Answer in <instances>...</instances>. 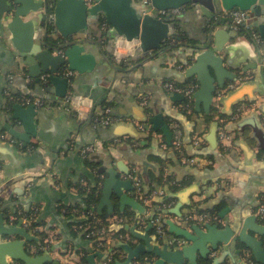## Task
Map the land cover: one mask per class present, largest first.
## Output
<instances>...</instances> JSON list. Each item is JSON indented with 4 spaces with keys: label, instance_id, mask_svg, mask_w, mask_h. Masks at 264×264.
I'll return each instance as SVG.
<instances>
[{
    "label": "crops",
    "instance_id": "crops-1",
    "mask_svg": "<svg viewBox=\"0 0 264 264\" xmlns=\"http://www.w3.org/2000/svg\"><path fill=\"white\" fill-rule=\"evenodd\" d=\"M207 11L211 15L214 14L209 9ZM178 15V34L182 36V39L177 41L178 44L169 47L166 45L167 39L162 50L149 53L145 60L130 65L126 71L118 63H114L111 56L114 57L117 43L120 44L117 56L134 55L135 42H127L122 38L118 42L111 41L113 47L110 45L105 49L112 51V55L104 53L100 38L101 35L107 37V29L104 30L98 21L90 19L89 30L79 34L83 38L82 44L86 47L80 56L92 54L94 61L88 62L89 66L85 71L72 70L73 76H67L70 85L68 95L64 99L54 98L55 95L50 91L56 89L50 81V72H39L36 76L31 73L29 66L18 65L15 58L17 50L11 42L12 34L8 32L5 37L0 35V139L2 134L10 135L4 128L7 124L29 137L28 144L27 141L15 138L17 148H11L12 150L0 155L4 157L0 161V213L10 215L11 219L23 209H37L36 219L41 224L38 229L47 234L46 239L52 240L42 254H48L56 261H46L44 264H79L83 259L87 264H91L89 255L103 253L77 225L80 218L65 213L64 208L83 201L77 187L80 183L99 185L101 194L97 213L106 218L115 231L123 228L122 236L111 241L113 249L120 253L117 264H123L127 257V253L117 246L119 241H124L134 248L145 242L136 234L150 235L152 243L161 246L169 244V239L179 237L171 232L168 221L173 220L183 227L188 225L181 218L191 211H197L191 208L194 203L208 199V207L219 208L218 215L223 209L230 207L231 211L221 217L225 224L239 216L256 214L264 197V66L261 59L264 57V38L260 44L254 43L253 47L257 52L254 58V52L251 53L248 45L234 37L238 29L227 16L219 17L215 13L212 20L192 5L185 6ZM217 16L220 23L211 30L212 24L218 19ZM34 30L36 33L33 36L22 35L21 43H42L40 37L44 29L39 22ZM210 38L213 45L218 44L230 49L226 57L232 64L227 67L239 77H243V82H247L249 89L242 102L252 108L238 118L233 117L242 102L232 106L221 102L222 96L216 97L214 101V105L232 119L227 126L233 134V139L229 142L220 140V125L216 140L211 138L216 121L207 123L203 116L207 113L204 110L198 111L195 102L196 114L189 118L180 111L182 100H174L170 96L171 92L162 87L164 82L171 81L183 85L188 82L184 72L193 55L190 45L208 44ZM35 70L39 71L37 68ZM64 71L61 68L58 75L63 77ZM44 75L47 76L46 80L43 79ZM231 82L234 81L227 80V84ZM16 93L21 96L18 103L24 106L29 105L24 102V99L28 98L24 95H30L33 102L38 98L46 101L43 105H37L38 112L34 118L32 132L28 131L29 127L22 121L12 118L13 109H6L8 98ZM68 97L72 100L68 101ZM144 100L147 101L146 104L143 103ZM110 103L112 105L108 108H111L112 116L117 119L115 123L103 126L91 119L95 113L107 109V104ZM75 104L80 106L82 116L79 115ZM138 108L145 111V116L137 114ZM87 114L90 117L84 120L83 117ZM156 115H162V123H166L172 130L171 143L176 137L182 138L185 151L183 156L194 157L196 163L176 158L171 150L164 151L165 148L160 145L161 141L165 139L168 144L171 143L161 129L154 128L153 123L151 125L157 134L151 143L143 137L137 138V135H133L132 130L144 132L140 125H146L145 123ZM91 144L97 149L84 156L82 150ZM165 152L173 156V159L166 162L164 168L157 155L164 156ZM91 155L99 156L98 166H92L89 162L88 157ZM134 166L146 177L157 176L163 168L165 176L173 175L178 182L183 178L191 179L188 187L198 185V190L188 195L190 203L184 204L181 215L175 212L180 198L174 197V192L164 187L156 188H163L166 196L173 197L171 205L165 211L167 231L162 242L157 240L153 233L152 224L144 220L148 209L135 197L134 185L129 178ZM103 168L106 170L102 171ZM112 168L117 171L116 181H131L127 188L123 187L122 190L128 197L136 199L141 204V209L128 204L122 207L115 190L116 184L111 186L108 202L100 205L105 179L109 176L108 170ZM157 201L161 202L163 199ZM124 213L129 215L128 218H120ZM263 219L258 216L259 222L264 224ZM11 221L12 223L9 220L6 223L16 226L19 222ZM205 223L206 221L199 224ZM31 232L36 235L34 230ZM30 244L34 243L27 244L28 250ZM241 246L242 244L232 241L219 250H211L208 257L198 253V261L239 264L241 260L249 258L250 263L261 264L252 255L240 253ZM102 259L103 256L96 255L95 264H102Z\"/></svg>",
    "mask_w": 264,
    "mask_h": 264
},
{
    "label": "water",
    "instance_id": "water-1",
    "mask_svg": "<svg viewBox=\"0 0 264 264\" xmlns=\"http://www.w3.org/2000/svg\"><path fill=\"white\" fill-rule=\"evenodd\" d=\"M186 5H192L201 13L210 16L212 20L215 18V13L222 17L225 16V11L234 8L247 10L250 12L251 26L264 38V0H92V3L86 0H0V35L5 37L10 32L11 42L17 50L16 63L29 66L31 73L36 76L39 72H50V81L56 89L49 90L55 95L54 98L64 99L68 95L70 81L65 75L63 77L58 75L60 69L67 66L70 70L83 72L89 66L88 62L94 61L92 54L80 56L86 47L82 44L83 38L79 34L89 30L90 19L99 23L100 18L104 17L109 24V29L105 31L108 39L117 41L123 37L130 42L136 39L139 42L135 46L134 55L149 54L162 50L165 41L174 34L172 14L161 16L160 12ZM207 9L214 14L211 15ZM38 22L44 29L40 37L42 43L34 44L32 41L26 45L21 43L22 35L33 36L36 33L34 28ZM219 23L218 18L212 24L211 30H214ZM234 37L244 41L256 58L257 52L253 47L255 41L251 37L242 35L240 30L234 34ZM51 38L58 43L49 42ZM190 48L193 49V55L184 76L186 79L195 78L198 81V89L193 96L196 109L204 110L209 114L217 93L224 89L228 79L237 81L239 75L227 67L228 64H232V61L226 57L230 49L220 47L218 44L213 45L211 38L208 44L190 45ZM60 51H63V54ZM261 59L264 66V57ZM36 68L39 71H36ZM242 82L236 89L228 92V96L223 95L221 102L233 106L244 101V95L249 89L246 86L247 82ZM170 96L174 100L185 98L176 92H171ZM13 111L12 118L22 121L26 127H29L28 131L32 132L34 118L38 112L37 106L16 103ZM137 114L145 116V111L138 108ZM161 116L156 118L161 119ZM153 122L154 128L161 129L171 143L173 133L170 127L159 119H153ZM218 125V122H215L211 135L213 140L217 138ZM4 128L10 135H8V141L0 139V155L17 148L15 138L27 141L26 144H28L29 137L26 134L18 132L9 124ZM132 133L135 136L138 134L135 130H132ZM3 159L4 157L0 156V161ZM116 172L115 168L108 170L109 176L105 179L100 205L108 202L111 186L116 184L115 190L120 197L122 207L128 204L133 208L141 209V204L136 199L128 197L123 191V187L127 188L131 181H116ZM196 190L198 185L194 184L173 194L174 197L180 198L175 212L181 215L184 204L190 203L188 195ZM230 211V207L223 209L217 215V219L207 221L204 225L192 223L183 227L169 220L171 232L187 241V244L180 248L172 249L168 244L162 246L153 244L150 235L136 234L145 242L134 248L124 241H119L117 246L127 253L123 264L138 260L143 254H152L156 257L152 264H200L198 253L208 257L211 250H219L222 246L231 244L232 241L242 244L240 253L252 255L257 262L264 264V224L259 222L258 216L254 213L244 217L239 216L236 220L225 224L221 217ZM8 220L12 223L10 215L0 213V238H2L0 264H10L11 260H19L24 264H44L46 261L56 263L48 254L33 255L28 251L27 244L38 241L39 237L23 225V218H20L16 226L7 224ZM96 255L104 256L103 253L89 255L91 264H95ZM239 264L252 263L247 258L241 260Z\"/></svg>",
    "mask_w": 264,
    "mask_h": 264
},
{
    "label": "trees",
    "instance_id": "trees-1",
    "mask_svg": "<svg viewBox=\"0 0 264 264\" xmlns=\"http://www.w3.org/2000/svg\"><path fill=\"white\" fill-rule=\"evenodd\" d=\"M187 6V5H186ZM163 16V15H162ZM178 21H179V15H173L172 16V27H173V30H174V34H172L167 42H166V45L167 46H173L175 44H178L177 41H179V39L181 40L182 39V36H179L178 34ZM106 24L107 26H109V24L107 23L106 19L104 17H101L100 20H99V24L100 25H103V24ZM240 33L242 35H245L247 37H250V33L244 29H241L240 30ZM101 41L103 43V46L102 49H103V52L106 53V54H110L112 55V51L110 50H106L105 48L108 49V47L110 46L111 48L113 47V44H111V41L110 39H108L106 36L104 35H101ZM49 42H51L52 44H57L58 41L51 38L49 39ZM148 57V53H142L140 55H132V56H129V57H126L120 61H118L115 56H111V59H113L112 61L114 63H118L123 69L124 71H126L130 65H133V64H137V63H140L142 62L143 60H145L146 58ZM68 69L67 66H63L62 67V70H66ZM175 84L177 85H180V86H185L187 84H190V83H194V84H198V81L194 78L192 79H189L188 82L183 85V84H179V83H176L174 82ZM31 86H33V84H31ZM12 97H10V99L8 98V103H7V106H6V109L7 110H12L13 109V106L18 103L21 99V96L19 94H11ZM26 98H32L30 95H24ZM112 105V103L110 104H107V107H110ZM180 111L186 115L187 117L191 118L192 115L196 114V111L194 109V100L193 99H188V98H184L181 102H180ZM109 114L106 113L105 109L102 110V112H98V113H95L94 115L91 116V119L94 120L95 118L99 117H104V116H108ZM160 115H156L154 117H152L151 119L148 120L147 123H145L147 126H148V129L144 132H138L137 134V138H145L147 139V141L149 143L152 142L154 136L157 134V131H155L152 127V123L154 124L153 122V119H159L160 122H163L162 121V117L161 119L160 118H156V117H159ZM203 116H205L206 120H207V123L208 122H218L220 126L222 125H225L226 124V127L228 126V122H229V116L222 113L220 111V109L218 108V106L216 105H213L212 106V109H211V112L209 114H204ZM182 138L180 139V146L174 144L173 142L171 144H168L167 141L164 139L161 141L160 145L163 146V144H166V147H164V151H168V150H171L173 153H174V156L176 158H179L181 160V158L183 157V154H185L184 152V147H183V144H182ZM161 146V147H162ZM163 148V147H162ZM168 152H165L164 156L162 155H157V158L159 159V162L161 163L162 167L165 168L166 166V162L168 161H171L173 159V156H169L167 154ZM205 155H202V157H204ZM209 158V157H208ZM99 156H95V155H91L88 157V160L89 162L91 163L92 166H98L99 165ZM171 159V160H170ZM204 159V158H203ZM140 172V175L142 177V180H143V186H142V191H143V194H145V196H149L151 195V193L153 192V190H155L156 188H159V187H164L166 188L167 190H169L170 192H177L183 188H186L188 187V185L191 184V179H186V178H183V179H180V181L178 182L175 177L173 175H167L165 176L164 175V171H163V168L161 169L160 173L157 175V176H152V177H146L145 174H143L141 171ZM78 187V192L82 195V198H83V201L81 203H77V204H74V205H69L67 206L65 209V213L66 215H69V216H76V218L78 217L79 221L77 222V225H79V227L82 229L83 227L91 224L94 226L95 229H102V228H105L106 229V232L109 236L108 239H104L102 241V244L99 245L97 247V249L100 251V252H103L104 253V256H103V259L102 261H104V259L106 257H111L112 259V264H117V261L120 259V253L118 251H115V249H113L112 245H111V241L114 239V238H120L123 234L122 229L118 230V231H115L114 229L111 228V223L106 219L104 218L103 216L99 215L97 213V205H98V201L100 199V194H101V190H100V187L99 185H95V186H92L90 184H78L77 185ZM173 200V197H168L165 195V197L163 198V201L159 202V201H152V204H153V207L154 210L156 209V206L159 204V203H162V202H169ZM207 202H208V199L204 200V201H200L198 202L197 204H192L191 205V208H195L198 213H208L210 215H218V211H219V208L216 206V207H208L207 205ZM146 208L149 207V205H145ZM34 208V207H33ZM31 208L30 210L26 211V210H22V212L20 213V215H18V219L17 221L20 220V218H23L22 216L25 215V216H29L33 213V211L35 209ZM89 210H92L93 211V214L95 216H92L91 214H89ZM36 211V216L38 215V212L37 210ZM84 216H88L87 218L84 217ZM129 215H127L126 213L124 214H121L120 215V218H128ZM96 219H99V223H95L96 222ZM264 220V219H263ZM147 222V221H146ZM200 224H203V223H200ZM41 226L40 222L37 221V219H35L31 225H30V229H34L36 235L38 234L39 237V240L38 241H33V243L35 244V246L37 247H40V246H43V245H46V246H50L49 243L46 241V238H47V234L45 232H41L38 227ZM152 231L153 233H155L156 231V228L153 226L152 227ZM29 252L31 251L30 249L28 250ZM44 251L42 250H38V251H31L30 253L31 254H42ZM145 256H149V257H155L154 255L152 254H148V255H145ZM144 257V256H143ZM142 257V258H143ZM20 263L24 264L22 261H19ZM79 264H87L85 259H83ZM200 264H212L211 261L209 260L207 263L205 261H201Z\"/></svg>",
    "mask_w": 264,
    "mask_h": 264
},
{
    "label": "built area",
    "instance_id": "built-area-1",
    "mask_svg": "<svg viewBox=\"0 0 264 264\" xmlns=\"http://www.w3.org/2000/svg\"><path fill=\"white\" fill-rule=\"evenodd\" d=\"M86 2L92 3V0H86ZM183 8H185V6L173 8L170 10H162L160 12V15L165 16L168 13H171L172 16L178 15L182 12ZM225 16H227L231 20L233 25L238 30L244 29V30L248 31L250 33V37L255 41V43L260 44L261 42H263V38L260 36L258 31H256L251 26V24L249 22V19H250V12L249 11L234 8L232 10L225 11ZM102 28L104 30H106L109 28V26H107L104 23L102 25ZM121 38L127 42H130L123 37H120L119 39H121ZM119 39L115 42H118ZM131 42L132 43L135 42V46H136L139 41L135 39ZM135 46H134V49H135ZM119 48H120V44L117 43L114 56L118 61L126 58L125 55L121 56V57L117 56V53L119 52L118 51ZM60 53L63 54V51H60ZM64 73H65L66 77L67 76H73V74H74V72L70 69L65 70ZM46 78H47V76L44 75L43 79L46 80ZM242 81H243V77H239L237 81H234V82L227 84L224 87V89L220 90L217 93V97H221V96L227 94L228 92L236 89ZM162 87H163V89H165L168 92H176V93L183 95L185 98L193 99L194 93L198 89V84L190 83V84H187L185 86H180V85H177L174 82L170 81V82L162 83ZM67 100L71 101L72 98L68 97ZM24 102L29 104V105L35 104L37 106V105L45 104L46 101L44 99L38 98L33 102L31 98H27V99H24ZM146 102H147L146 100L143 101L144 104H146ZM75 106H76L75 108L78 110L79 115L82 116V110H81L80 106L77 104H75ZM251 108L252 107L250 105L246 104L245 102L240 103L238 105V107L236 108V112H235L233 118L240 117L241 115L246 113ZM105 111L109 115L101 117V118L97 117L94 119L95 122L98 124H101L103 126H109V125L115 123L117 121V119H116V117L112 116L111 108H107V109H105ZM89 117L90 116L87 114L86 116L83 117V119L85 120V119H88ZM230 120H232V119L229 118V121ZM140 127L144 131H146L148 129V126L144 125V124L140 125ZM1 136H2V139H6L7 141L9 140L8 135L2 134ZM219 137H220V140L222 142H229L233 139V134L229 132L228 128L226 127V124L219 127ZM173 143L180 146V138L176 137V139L173 141ZM163 147H166V144H163ZM96 149L97 148L93 144H91V145L86 146L82 150V153L84 156H87L90 152H95ZM182 159L184 162L196 163V159L194 157H188V156L184 155L182 157ZM129 178L132 180L133 185H134L135 197L143 205H149V207L147 208L148 209L147 216L144 218V220L151 223L152 226H154L156 228L155 236H156L157 240L162 242L165 235H166V231H167L166 230V223L164 221L165 211L168 209V207L171 205V203H170V201L159 203L156 206V209L154 210L155 207H153L152 201H154V200L157 201V199H163L166 195V191L163 188L155 189V190H153L151 195L145 196V194H143V191H142L143 180H142V177L140 175L139 169L135 166L131 168V171L129 173ZM34 209L37 210L36 208H34ZM35 210L29 216H25V215L22 216L23 217V223H24L25 227H27L28 229H30L31 223L37 218ZM20 213L12 216L11 220L17 221L18 215H20ZM89 214H91L92 216H95L93 214L92 210H89ZM256 214L260 218H264V197L261 200V204H260ZM84 217L87 218L88 216H84ZM213 219L214 220L217 219V215L212 216L208 213H198V211H191L181 218V220L187 224H192V223H198L199 224V223H204L205 221L207 222V221H210ZM95 223H99V219H96ZM82 229L85 232L86 237L95 245L96 248L102 244V241L104 239L109 238L105 228L95 229L93 225L89 224V225L83 227ZM30 230L33 231L34 229H30ZM169 240H170L169 244L168 243H166V244H168L169 247L171 246L172 249L173 248H180V247H183L184 245L187 244L186 239L182 238V237H175V238L169 239ZM46 241L49 243L52 240L46 239ZM29 247H30L29 249L31 251H38V250L45 251L48 248V246H46V245L37 247V246H35V244H30ZM155 260H156V257L144 256L143 258H140L138 260H134L133 264H152ZM10 264H22V263H20L19 261L13 260V261H11ZM102 264H112L111 257H106L104 259V261H102Z\"/></svg>",
    "mask_w": 264,
    "mask_h": 264
}]
</instances>
